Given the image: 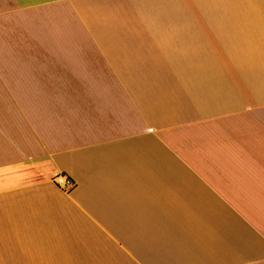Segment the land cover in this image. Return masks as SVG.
<instances>
[{
    "label": "crops",
    "instance_id": "0c3cea01",
    "mask_svg": "<svg viewBox=\"0 0 264 264\" xmlns=\"http://www.w3.org/2000/svg\"><path fill=\"white\" fill-rule=\"evenodd\" d=\"M0 80L79 95L0 132V264H264V9L0 0Z\"/></svg>",
    "mask_w": 264,
    "mask_h": 264
},
{
    "label": "rangeland",
    "instance_id": "374dc122",
    "mask_svg": "<svg viewBox=\"0 0 264 264\" xmlns=\"http://www.w3.org/2000/svg\"><path fill=\"white\" fill-rule=\"evenodd\" d=\"M247 9H264V0H247ZM78 98L69 94L0 92V132L6 135L7 144L30 137L29 143L40 134L57 136L64 129L63 115L73 113L71 108L77 106Z\"/></svg>",
    "mask_w": 264,
    "mask_h": 264
},
{
    "label": "built area",
    "instance_id": "2783aa9c",
    "mask_svg": "<svg viewBox=\"0 0 264 264\" xmlns=\"http://www.w3.org/2000/svg\"><path fill=\"white\" fill-rule=\"evenodd\" d=\"M51 181L58 189L66 193L71 191L75 186L74 180L69 175H67L66 173H62V172L54 175L51 178Z\"/></svg>",
    "mask_w": 264,
    "mask_h": 264
}]
</instances>
